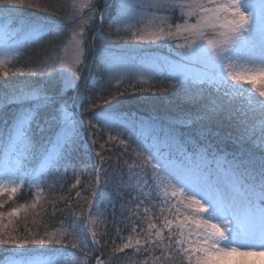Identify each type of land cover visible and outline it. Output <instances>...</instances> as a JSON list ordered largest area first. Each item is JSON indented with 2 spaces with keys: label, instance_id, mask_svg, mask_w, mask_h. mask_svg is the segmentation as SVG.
Returning a JSON list of instances; mask_svg holds the SVG:
<instances>
[{
  "label": "snow or ice",
  "instance_id": "1",
  "mask_svg": "<svg viewBox=\"0 0 264 264\" xmlns=\"http://www.w3.org/2000/svg\"><path fill=\"white\" fill-rule=\"evenodd\" d=\"M49 7L0 0V50L22 57L29 41L50 43L23 69L0 59V197L27 187L38 202L65 188L69 170L75 182L52 201L61 228L0 227V264H129V250L172 264H246L264 254V0H83L71 63L50 40L67 17ZM26 8L34 12L17 15ZM164 45L168 55L153 51ZM146 92L175 96L176 111L145 118L124 108ZM105 195L111 221L98 204ZM18 212H7L9 224Z\"/></svg>",
  "mask_w": 264,
  "mask_h": 264
},
{
  "label": "trees",
  "instance_id": "2",
  "mask_svg": "<svg viewBox=\"0 0 264 264\" xmlns=\"http://www.w3.org/2000/svg\"><path fill=\"white\" fill-rule=\"evenodd\" d=\"M42 5L44 6H50L55 5L56 7L53 9L52 7H49V11H57L59 15L66 17L67 16V9L66 5L62 3L61 0H40ZM101 4L103 5L104 1L100 0ZM34 12V9H22L20 13L17 15H31ZM45 14L41 13L40 16L43 17ZM64 23V21H63ZM67 25V24H65ZM69 28L64 27L61 32L57 33L54 38H50V40L54 39L56 44H60V50L59 55L62 52V49L64 45L66 44L67 40L69 39ZM105 33H108V27L107 24L105 25L103 35ZM92 34H89V42L92 41ZM98 35V34H97ZM63 41V43H61ZM31 46L27 47L26 49L22 50L23 55L22 57H14L12 56L8 60H5V69H12L13 71L15 69H23L26 64H28V61L32 58H35L37 56H43L44 53L49 50L50 43L48 41H45L42 44L35 45L31 44V42H28ZM96 43H99V40H96ZM51 55L55 56V52H51ZM89 59H92L90 56ZM31 67V65H29ZM99 78L98 75L96 77ZM10 81H16L19 83L21 80L25 79V76H10L8 77ZM135 82V81H133ZM153 84H155L156 87H162V81L161 80H155L153 81ZM145 88H147L149 85L145 84L143 85ZM245 87H251L250 85H245ZM240 100V99H237ZM241 101V100H240ZM124 108L127 110H131L135 112L136 114L143 116V117H166L169 114L176 111V97L169 94V93H144L140 97H138L136 100H133L131 103H125ZM259 117V115H258ZM256 122L258 123L259 118H254ZM107 167V165H106ZM115 168V165L113 166ZM77 172H79V168H77ZM88 173H91V168L87 169ZM110 175L112 174V169L109 170ZM116 172H119V169H116ZM120 177L117 175L116 179L118 180ZM126 178V176H125ZM82 180H84L85 183H88V180H85L84 177H81ZM107 179L106 177L101 175V187L103 186L104 180ZM53 181L51 178H49L48 183L51 184ZM73 179V173L71 170L68 172L67 176V183L63 190L57 188V191L53 193L52 195L47 194V189L45 190V195L41 197V199L38 202L34 201L33 196L30 194V190L25 187L23 189V192H19L13 197L12 200H9L8 197L5 195L4 197H0V212L4 213V220L2 224H0V227L3 225L8 226V230L12 231L13 234H19L23 235L26 234V229H32L33 231H39L41 234L47 230L49 231H55L57 228H61V220L64 219V217H61L59 214L55 218L51 217L52 212V201L54 198L59 197L60 195H67V189L71 187V184L74 183ZM115 182V181H112ZM32 192L35 191V189L31 190ZM111 191V189H109ZM72 195L74 197L75 192H72ZM107 195L103 197L99 202L100 207H106L107 208V215L109 221L112 219V212L113 208L111 205L108 204ZM111 199L114 201L116 208L115 211L117 213V219H120L119 217V211H120V203L122 201H118L115 199V195L111 197ZM36 203V207L32 208V203ZM12 207H16L19 209V212L16 217L12 218V223H8V217L7 212L11 210ZM87 208L86 205L83 208H78L75 211V219L81 220L84 219L83 213H86ZM47 213V214H46ZM93 219L96 220L97 224L100 225L101 229L103 228V218L94 216ZM55 256L57 255L55 253H46ZM5 255V252L3 249H0V258H3ZM156 257L160 255V253L157 251L154 254ZM126 259L129 261V264H139V262H142L143 260L147 259L149 264H172V262L164 261V260H154L153 256H150L148 254H136L134 252H131L129 250L128 255L126 256Z\"/></svg>",
  "mask_w": 264,
  "mask_h": 264
},
{
  "label": "rangeland",
  "instance_id": "3",
  "mask_svg": "<svg viewBox=\"0 0 264 264\" xmlns=\"http://www.w3.org/2000/svg\"><path fill=\"white\" fill-rule=\"evenodd\" d=\"M63 4L66 5V11H67V19L64 20V24H67L69 28V39L67 40L66 44L64 45L62 52L60 54V57L66 60L68 63H71L74 61V59L77 56V50L73 42H71V37H72V20L73 18H78L79 14L81 11H83L84 15H87V9H80V4L83 3V0H61ZM104 1V0H103ZM101 4V2H100ZM177 17H179V12H177ZM177 22H179L177 20ZM92 38L94 36L99 35V33L93 32L91 33ZM108 33H105L107 35ZM153 51H155L157 54L161 55H168L171 51V49L167 46H160V47H154ZM13 55L10 51H2L0 50V59L8 60L11 58ZM242 101L236 100V104L239 105L241 104ZM259 113H255L254 115L250 114L251 119H256L258 117ZM7 164V158L4 155L3 149H0V179H4V171H5V166ZM49 258L55 260L58 259L53 255L46 254ZM246 262V264H264V254H256V255H251L243 258Z\"/></svg>",
  "mask_w": 264,
  "mask_h": 264
}]
</instances>
